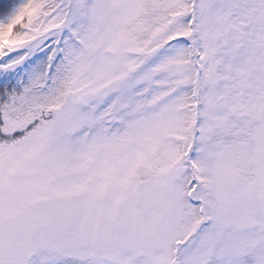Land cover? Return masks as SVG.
<instances>
[{
  "label": "snow or ice",
  "instance_id": "obj_1",
  "mask_svg": "<svg viewBox=\"0 0 264 264\" xmlns=\"http://www.w3.org/2000/svg\"><path fill=\"white\" fill-rule=\"evenodd\" d=\"M0 264H264V0H0Z\"/></svg>",
  "mask_w": 264,
  "mask_h": 264
}]
</instances>
